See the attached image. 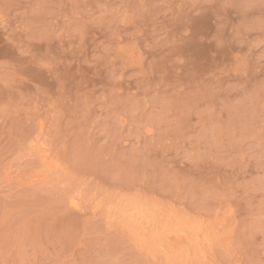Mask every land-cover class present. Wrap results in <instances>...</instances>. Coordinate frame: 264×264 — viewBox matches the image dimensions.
<instances>
[{"label":"rangeland","instance_id":"1","mask_svg":"<svg viewBox=\"0 0 264 264\" xmlns=\"http://www.w3.org/2000/svg\"><path fill=\"white\" fill-rule=\"evenodd\" d=\"M0 264H264V0H0Z\"/></svg>","mask_w":264,"mask_h":264}]
</instances>
